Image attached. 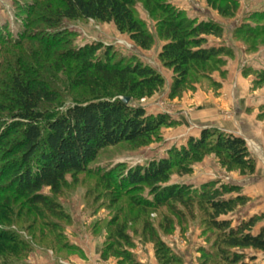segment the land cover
I'll use <instances>...</instances> for the list:
<instances>
[{"label": "rangeland", "instance_id": "374dc122", "mask_svg": "<svg viewBox=\"0 0 264 264\" xmlns=\"http://www.w3.org/2000/svg\"><path fill=\"white\" fill-rule=\"evenodd\" d=\"M44 1L0 0V71L18 67L22 59L35 72L38 66L42 78L58 94L47 108L60 111L80 92L70 87L72 73L56 52L46 55L37 39H60L65 42L61 51L100 43L110 47V52L138 58L161 74L164 85L149 98L133 103L149 116L165 115L166 123L144 140L104 148L87 171L66 176L60 193L43 188L42 192L60 205L61 215L29 206L21 199L1 210L0 234L9 241L1 247L0 264H116L114 257L103 260L101 250L111 241L110 230L119 226L131 238L129 250L143 264H158L150 239L152 229L181 257V264H203L204 252L211 250L212 242L203 212L197 206L186 210L172 202L156 207L146 185L131 184L127 179L137 167L161 158L173 159L170 150L185 145L202 128L241 136L255 162L254 173L240 174L209 154L190 164L188 174L173 169L166 184H189L196 190L211 181L236 184L248 201L228 215L233 224L252 215L264 216V0H236L238 9L232 17L220 16L205 0H157L168 1L197 21L220 23L222 37H209L208 44H224L232 50L222 63L210 62L192 71L187 88L177 98L169 95L172 70L158 59L161 39L156 37L154 45L143 50L111 22L61 19L48 26L39 17ZM49 2L53 10L62 5L60 0ZM132 9L146 30L156 35L155 14L147 11L142 0H133ZM243 24L254 31L252 36L234 34ZM261 224L264 218L257 226ZM243 251L247 264H264V252Z\"/></svg>", "mask_w": 264, "mask_h": 264}, {"label": "trees", "instance_id": "16d2710c", "mask_svg": "<svg viewBox=\"0 0 264 264\" xmlns=\"http://www.w3.org/2000/svg\"><path fill=\"white\" fill-rule=\"evenodd\" d=\"M60 1L61 7L54 10L49 0L43 2V8L37 6L41 23L53 26L61 19L78 18L111 22L143 50L150 49L156 37L161 39L158 59L172 70L171 98L182 95L192 71L210 62L222 63L223 57L232 55L224 44H208V37H222L220 23L212 19L197 21L168 1L142 0L147 11L155 14L156 35L134 16L133 0ZM205 1L223 17L234 16L238 9L236 0ZM253 32L243 24L234 34L252 36ZM37 43L46 55L56 52L72 73L70 87L80 94L64 109L50 111L47 107L58 99V94L42 78L38 66L35 72L22 59L18 67L0 71V211L21 199L29 206L61 215L60 205L42 189L60 193L66 176L87 171L104 148L144 140L164 125L165 115L149 116L142 106L133 103L157 92L164 78L138 58L110 52V47L100 43L62 51L60 45L65 42L60 39L39 38ZM27 47L24 52L29 54ZM5 52L8 54V49ZM261 77L264 81V74ZM126 96L129 101L123 102ZM170 154L173 159L161 158L137 167L127 179L131 184L146 185L156 207L172 202L186 210L197 206L203 212L212 242L202 263L247 264L243 250L264 252V224L257 226L264 216L252 215L235 225L228 217L248 201L240 186L211 181L196 190L189 184H166L173 169L188 174L190 164L209 154L240 174L254 173L255 162L245 140L216 128H202L198 136H190L185 145L170 150ZM109 238L110 243L101 250L103 260L114 257L116 264H143L129 250L132 241L124 228H113ZM150 239L158 264L182 263L153 229ZM8 241L0 234V254Z\"/></svg>", "mask_w": 264, "mask_h": 264}, {"label": "water", "instance_id": "95a60500", "mask_svg": "<svg viewBox=\"0 0 264 264\" xmlns=\"http://www.w3.org/2000/svg\"><path fill=\"white\" fill-rule=\"evenodd\" d=\"M122 100H123V102H128L129 101V97H127V96L123 97Z\"/></svg>", "mask_w": 264, "mask_h": 264}, {"label": "crops", "instance_id": "0c3cea01", "mask_svg": "<svg viewBox=\"0 0 264 264\" xmlns=\"http://www.w3.org/2000/svg\"><path fill=\"white\" fill-rule=\"evenodd\" d=\"M208 40H209V37H208ZM209 41H210V40H209ZM209 41H208V42H209ZM227 69H228V68H227ZM228 71H229V69H228ZM261 225H263V224H261Z\"/></svg>", "mask_w": 264, "mask_h": 264}]
</instances>
